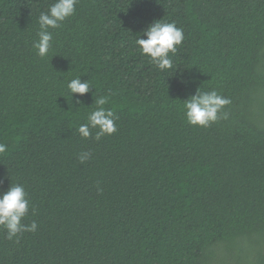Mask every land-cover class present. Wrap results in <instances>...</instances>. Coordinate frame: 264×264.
Returning <instances> with one entry per match:
<instances>
[{"label":"trees","instance_id":"1","mask_svg":"<svg viewBox=\"0 0 264 264\" xmlns=\"http://www.w3.org/2000/svg\"><path fill=\"white\" fill-rule=\"evenodd\" d=\"M54 2L0 0V194L24 185L38 225L0 229V264H264V0H79L41 58ZM163 19L184 30L167 72L136 44ZM75 77L94 88L71 100ZM199 88L229 119L187 123ZM94 94L118 117L100 141L76 131Z\"/></svg>","mask_w":264,"mask_h":264},{"label":"clouds","instance_id":"2","mask_svg":"<svg viewBox=\"0 0 264 264\" xmlns=\"http://www.w3.org/2000/svg\"><path fill=\"white\" fill-rule=\"evenodd\" d=\"M79 0H55L46 12L39 15L40 31L38 40L33 47L37 54L43 58L48 55L52 48L53 32L62 26V23L72 17L76 12ZM145 38H138L136 44L141 54L148 57L150 61L162 72L172 70L174 67L172 57L182 46L184 41V30L174 22L154 21L142 34ZM67 88L71 95L78 94L85 96L94 87L90 81H82L81 77H75L68 81ZM94 108L89 113L87 122L79 125L76 131L79 135L88 139L95 131V139L100 141L102 137L111 136L117 132L115 111L105 107L109 103L107 96H96L94 94ZM77 104L81 101L76 100ZM232 103L231 99L220 94L216 90L202 91L197 89L195 95L184 101V111L187 123L194 127L207 128L216 123L219 119H229L230 113L226 111ZM93 107V106H92ZM91 108V107H90ZM8 151L5 143H0V156ZM91 158V153L80 155L81 163ZM30 210V199L24 185L11 183L10 188L0 194V229L7 233V239H18L25 232H35L38 225L35 221L30 224L24 223Z\"/></svg>","mask_w":264,"mask_h":264}]
</instances>
